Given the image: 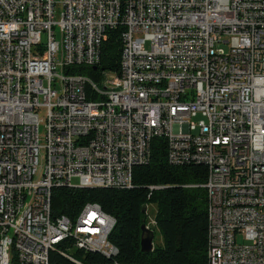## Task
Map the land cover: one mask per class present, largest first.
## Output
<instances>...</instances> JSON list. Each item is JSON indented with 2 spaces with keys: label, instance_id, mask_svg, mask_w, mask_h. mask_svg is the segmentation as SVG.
I'll list each match as a JSON object with an SVG mask.
<instances>
[{
  "label": "built area",
  "instance_id": "obj_1",
  "mask_svg": "<svg viewBox=\"0 0 264 264\" xmlns=\"http://www.w3.org/2000/svg\"><path fill=\"white\" fill-rule=\"evenodd\" d=\"M119 24V76L65 73ZM154 137L173 164L225 166L203 185L207 264H264V0H0V264H50L64 240L115 256L114 219L52 218L51 191L130 188Z\"/></svg>",
  "mask_w": 264,
  "mask_h": 264
},
{
  "label": "trees",
  "instance_id": "obj_2",
  "mask_svg": "<svg viewBox=\"0 0 264 264\" xmlns=\"http://www.w3.org/2000/svg\"><path fill=\"white\" fill-rule=\"evenodd\" d=\"M124 32L123 24L106 31L97 67L75 66L65 73L88 77L100 87L103 73L119 76ZM87 93L88 100L97 99L92 91ZM149 149L148 163L132 169L130 188H52V218L74 220L86 204H97L111 216L115 225L108 242L117 253L109 258L80 250L69 254L72 242L64 240L50 253V264H76L74 261L81 264H207V194L203 188L207 167L197 162L171 163L164 137H154ZM148 205L156 206L154 223L163 245L155 246L151 253H143L140 234L141 226L147 224Z\"/></svg>",
  "mask_w": 264,
  "mask_h": 264
},
{
  "label": "bare ground",
  "instance_id": "obj_3",
  "mask_svg": "<svg viewBox=\"0 0 264 264\" xmlns=\"http://www.w3.org/2000/svg\"><path fill=\"white\" fill-rule=\"evenodd\" d=\"M204 116L206 123H213L214 120L218 118V108L216 105H206L204 108ZM197 163H200L207 167L208 173H210V179L221 180L225 179V166L224 165H212L206 162V160H198ZM85 253H98L105 257H110V252H105V249L93 248L84 251Z\"/></svg>",
  "mask_w": 264,
  "mask_h": 264
},
{
  "label": "rangeland",
  "instance_id": "obj_4",
  "mask_svg": "<svg viewBox=\"0 0 264 264\" xmlns=\"http://www.w3.org/2000/svg\"><path fill=\"white\" fill-rule=\"evenodd\" d=\"M225 52L229 51V46L226 44H222L220 46ZM111 77V76H110ZM41 117V116H40ZM39 133H42V127L40 126L39 128ZM79 183L78 178H73L71 180V184L72 185H76ZM146 212H147V224L146 226L152 230L155 233L154 236V241H153V246H162L163 245V239L160 236L157 228L155 227V223H154V218H155V213H156V206L155 205H148L146 208ZM76 250L74 249L72 252H70L69 254H74Z\"/></svg>",
  "mask_w": 264,
  "mask_h": 264
},
{
  "label": "water",
  "instance_id": "obj_5",
  "mask_svg": "<svg viewBox=\"0 0 264 264\" xmlns=\"http://www.w3.org/2000/svg\"><path fill=\"white\" fill-rule=\"evenodd\" d=\"M154 233L145 224L141 226L140 234V249L143 253H151L154 250L153 246Z\"/></svg>",
  "mask_w": 264,
  "mask_h": 264
}]
</instances>
